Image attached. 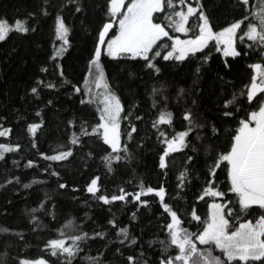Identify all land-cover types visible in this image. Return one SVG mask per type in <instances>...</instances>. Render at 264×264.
Listing matches in <instances>:
<instances>
[{
	"label": "snow or ice",
	"instance_id": "1",
	"mask_svg": "<svg viewBox=\"0 0 264 264\" xmlns=\"http://www.w3.org/2000/svg\"><path fill=\"white\" fill-rule=\"evenodd\" d=\"M230 8L231 18L221 23L209 13L204 0H42L38 15L47 17L49 9L55 11L54 43L28 92L39 101L43 89L56 93L66 87L68 99L78 104L79 111L64 122V143H57L49 154L38 144L37 133L43 130L45 120L37 109L35 117L40 119L25 121V132L29 146L47 162L39 166L45 178L34 176L22 183L20 177L9 174L0 187L19 184L27 190L55 178L57 191L82 190L101 209L108 206L111 211L120 202L122 206L132 204L136 211L123 226L112 213L106 220L108 227L96 225L90 232L75 218L65 220L43 244L49 258L12 256L13 240L25 241L23 230L0 227V235L8 237L0 240V264H264V0H232ZM65 13L79 14L84 31H89V23L94 25L91 46L75 80L68 77L61 60L72 47L74 32ZM35 15L28 12L11 23L0 17V42L7 43L11 35L24 38L35 33L37 27L31 21ZM214 53L221 64L215 75L219 83L215 103L202 111L201 89L178 87L175 99L183 101L184 107L177 115L169 107L167 85L161 77L169 70H184L195 86L209 70ZM104 58L141 65L140 71L152 83L151 90L146 89L151 100L149 112L142 110L141 102H124L107 75ZM237 64L246 71L239 84L226 79ZM135 75L128 72L129 77ZM52 104L48 99L43 107ZM5 123L6 117L0 116V137L9 141L0 142V161L6 164V154L20 153L22 145L10 142L13 128ZM142 123L150 126V135H140ZM152 136L158 145L156 185L141 179L132 192L118 187L109 194L100 175L91 174L78 188L68 184L58 170L71 164L77 152H83L80 159L87 168V161L97 155L91 145L97 144L103 152L99 159L106 175H115L130 166L126 162L134 160L147 147L145 138L151 140ZM177 156L181 164L169 189L166 181ZM12 165L18 168L20 161L13 160ZM24 166L36 168L38 162L27 159ZM199 203L207 209L203 216ZM153 205L148 225L153 227L155 220L154 227L163 238L152 234L145 240L144 230L136 234L132 222ZM57 207L47 191L42 199L38 196L37 206L27 210L32 225L29 230L47 227L39 213L55 221ZM84 218L89 219L87 212ZM93 243L101 244L95 255L91 254ZM154 245L160 253L153 251L149 257ZM23 246H28L26 241ZM217 251L219 254H214Z\"/></svg>",
	"mask_w": 264,
	"mask_h": 264
},
{
	"label": "trees",
	"instance_id": "2",
	"mask_svg": "<svg viewBox=\"0 0 264 264\" xmlns=\"http://www.w3.org/2000/svg\"><path fill=\"white\" fill-rule=\"evenodd\" d=\"M53 3L57 0H52ZM209 13L215 20L223 23L225 18H231L232 9L230 5L232 0H204ZM257 3V0H253ZM42 0H0V17L6 18L11 23L16 18L23 19L28 12L37 13L31 18V21L36 24L37 31L35 33H28L24 38L19 35H11L7 43L0 42V116L6 117L7 123L5 127H12L13 132L10 134V142L20 143L22 151L18 154H6L7 163L0 161V183L9 175L20 177L22 183H28L34 176L45 178V174L39 172V166H44L47 162L43 161L36 155L34 149L29 146V138L25 132V121H38L40 117H35L37 109L41 110L45 126L41 132H38V144L41 151L48 152L55 147L57 143H64L65 141V127L64 122L71 118L74 112L79 111L77 103L70 101L67 96V88H61L56 93L51 90L43 89L41 92L42 99L36 100L28 92L32 86L33 81L38 74V66L47 54H50L55 11L49 9V16L44 17L38 15ZM66 21L72 24L74 32L71 36L72 47L68 52L64 53L61 60L67 69V75L70 79L75 80L82 71L84 64V57L91 46V27L93 24L89 23V31H84L81 25V17L77 15H69L65 13ZM93 18L90 16L89 21ZM87 23V22H86ZM58 45L59 42L55 41ZM39 44L40 47H36ZM15 48V52L11 49ZM66 57V59H65ZM107 75L113 85L123 97L127 104L129 101L141 102L142 110L149 112V105L151 100L146 94L151 90L152 83L147 80V77L140 71L141 65L122 63L117 64L104 58L103 61ZM209 70L204 72L199 83L195 86L192 84V79L184 70H169L165 76L161 77L167 85V95L169 96V107L179 115L180 110L184 107L183 101L175 99V93L178 87L190 89L199 87L201 89L200 99L202 101L201 110L206 107H211L215 101V93L219 90V83L215 80V75L221 70L220 60L217 54L214 53ZM123 68V71H121ZM51 70V69H50ZM135 72L134 77H129L128 72ZM42 78H43V74ZM246 75V71L242 64H237L233 68V72L226 79H234V82L239 84L240 80ZM47 79H52L48 76ZM48 99L53 100V104L43 107ZM190 103V100H189ZM151 117L148 116L147 119ZM59 126V130H57ZM149 127L146 123L140 124V135L145 136L149 134ZM73 129H70L71 131ZM0 142H9L6 138L0 137ZM145 147L142 151L136 154L134 160L128 163L130 166L125 170L121 168L115 175H106L102 162L99 156L103 154L97 144H92L91 148L97 155L93 160L87 161V168L84 167V161L80 159L83 152H77L76 159L71 164H63L58 167L61 175L70 185L81 188L91 174H97L102 177L101 184L104 189L110 194L116 191L118 187H124L127 191L132 192L139 180H143L145 184L156 185L158 182L159 169L155 168V153L158 145H156L155 136L151 140L145 138ZM87 149V145H86ZM27 159H35L38 162L36 168H26L25 161ZM13 160H19L20 166L14 167ZM181 164L180 157L177 156L175 163L172 165V170L169 173L166 183L171 189L175 183V173L178 171ZM54 166H56L54 164ZM54 179L48 181L44 185H33L27 190L20 187L19 184L11 186L0 187V227L15 228L23 230L27 247H24V242L16 243L13 240L10 249L11 255L15 256L19 253L21 256L27 258H49L47 252L43 248L46 239L55 235L53 229L60 227L69 218H75L78 225H81L85 231H91L96 225H106L107 218L115 213L116 218L121 222L120 226L127 224L130 220V213L136 211L132 204L122 206L120 202H116L115 207L108 210V206L100 208L99 203L94 201L90 194L78 190L73 192L71 188L67 191L56 190ZM223 180V177H221ZM131 181V183H128ZM47 191L52 197L53 202L58 206L56 211L57 219L51 220L50 217L39 213L43 224L46 228L37 229L32 232L29 229L32 225L28 223L27 210L37 206V197L43 198L44 192ZM76 197V199H73ZM191 200V196H189ZM86 201V203H85ZM143 209L137 221L132 223L136 225L135 233L139 234L142 230L144 239L152 238V234H158L163 238L162 233H157L154 227L155 220H153V227L149 228L148 220L152 216V211L155 209ZM199 212L203 216L207 209L203 203L198 204ZM183 211V209H181ZM87 212L89 219L84 218V213ZM93 221L96 223L94 224ZM83 222V223H81ZM100 230V229H97ZM151 232V234H149ZM114 236V234H113ZM8 239L4 235H0V240ZM101 248L100 243L91 244V254L95 255L97 249ZM0 250H3L0 248ZM88 251V249H85ZM160 253L158 245H154L152 251L147 254L152 256V252ZM217 254L218 251L216 252ZM83 255V253L81 254ZM111 259V255L108 257ZM54 259V258H50Z\"/></svg>",
	"mask_w": 264,
	"mask_h": 264
},
{
	"label": "rangeland",
	"instance_id": "3",
	"mask_svg": "<svg viewBox=\"0 0 264 264\" xmlns=\"http://www.w3.org/2000/svg\"><path fill=\"white\" fill-rule=\"evenodd\" d=\"M214 254H217V253H214Z\"/></svg>",
	"mask_w": 264,
	"mask_h": 264
}]
</instances>
